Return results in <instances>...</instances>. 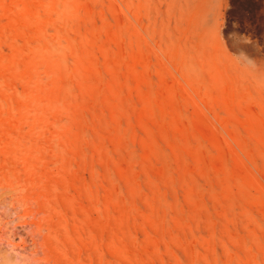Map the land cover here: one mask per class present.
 Listing matches in <instances>:
<instances>
[{
  "label": "rangeland",
  "instance_id": "374dc122",
  "mask_svg": "<svg viewBox=\"0 0 264 264\" xmlns=\"http://www.w3.org/2000/svg\"><path fill=\"white\" fill-rule=\"evenodd\" d=\"M0 264H264V0H0Z\"/></svg>",
  "mask_w": 264,
  "mask_h": 264
}]
</instances>
